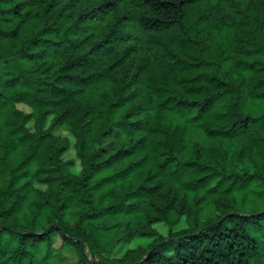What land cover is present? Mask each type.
Listing matches in <instances>:
<instances>
[{"label":"trees","instance_id":"16d2710c","mask_svg":"<svg viewBox=\"0 0 264 264\" xmlns=\"http://www.w3.org/2000/svg\"><path fill=\"white\" fill-rule=\"evenodd\" d=\"M213 1L0 0V264H264V0Z\"/></svg>","mask_w":264,"mask_h":264},{"label":"rangeland","instance_id":"374dc122","mask_svg":"<svg viewBox=\"0 0 264 264\" xmlns=\"http://www.w3.org/2000/svg\"><path fill=\"white\" fill-rule=\"evenodd\" d=\"M213 1V0H212ZM215 2L218 1L220 2L224 7H226V9L233 14V9H231L230 7H228V0H214ZM213 1V2H214ZM203 2L204 1H200L199 2V6L202 8L203 7ZM239 4L241 6H244L245 4V0H239ZM202 10V9H200ZM195 15V13L193 12L192 8L189 11V17H193ZM18 109L22 110L23 112H28V108L22 106V105H18L17 106ZM73 154L70 152L66 155V158H72ZM157 229L161 232L164 233V229L160 226H157ZM55 245H56V255H55V261L58 262L59 264H72V262L75 260L73 257V253L68 250L67 248H63L61 247V242L59 241H55Z\"/></svg>","mask_w":264,"mask_h":264}]
</instances>
